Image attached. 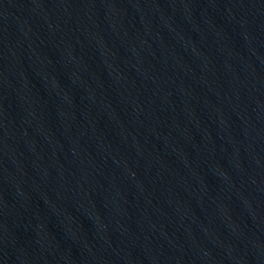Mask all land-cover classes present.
<instances>
[{"label": "water", "instance_id": "water-1", "mask_svg": "<svg viewBox=\"0 0 264 264\" xmlns=\"http://www.w3.org/2000/svg\"><path fill=\"white\" fill-rule=\"evenodd\" d=\"M0 264H264V0H0Z\"/></svg>", "mask_w": 264, "mask_h": 264}]
</instances>
